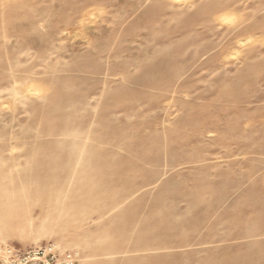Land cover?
Returning <instances> with one entry per match:
<instances>
[{
	"label": "rangeland",
	"instance_id": "374dc122",
	"mask_svg": "<svg viewBox=\"0 0 264 264\" xmlns=\"http://www.w3.org/2000/svg\"><path fill=\"white\" fill-rule=\"evenodd\" d=\"M50 243L264 264V0H0V246Z\"/></svg>",
	"mask_w": 264,
	"mask_h": 264
},
{
	"label": "built area",
	"instance_id": "2783aa9c",
	"mask_svg": "<svg viewBox=\"0 0 264 264\" xmlns=\"http://www.w3.org/2000/svg\"><path fill=\"white\" fill-rule=\"evenodd\" d=\"M75 256L73 253L60 255L57 245L51 243L26 251L0 246V264H76Z\"/></svg>",
	"mask_w": 264,
	"mask_h": 264
},
{
	"label": "bare ground",
	"instance_id": "6f19581e",
	"mask_svg": "<svg viewBox=\"0 0 264 264\" xmlns=\"http://www.w3.org/2000/svg\"><path fill=\"white\" fill-rule=\"evenodd\" d=\"M85 28H86V26H85ZM118 205V204H117ZM131 251V250H130ZM117 254L119 253V252H116ZM111 254H114V252L113 253H111Z\"/></svg>",
	"mask_w": 264,
	"mask_h": 264
}]
</instances>
